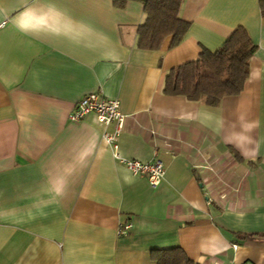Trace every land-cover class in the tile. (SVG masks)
Wrapping results in <instances>:
<instances>
[{"label": "crops", "instance_id": "obj_1", "mask_svg": "<svg viewBox=\"0 0 264 264\" xmlns=\"http://www.w3.org/2000/svg\"><path fill=\"white\" fill-rule=\"evenodd\" d=\"M260 0H182V41L137 47L142 1L0 0V264H155L180 247L196 264H264V13ZM243 27L255 45L242 92L217 106L163 93L167 73ZM115 124L69 121L90 93ZM130 224L125 235L118 229Z\"/></svg>", "mask_w": 264, "mask_h": 264}, {"label": "trees", "instance_id": "obj_2", "mask_svg": "<svg viewBox=\"0 0 264 264\" xmlns=\"http://www.w3.org/2000/svg\"><path fill=\"white\" fill-rule=\"evenodd\" d=\"M128 1L133 0H112L117 8ZM135 1H142L144 13L136 33L139 49L159 50L167 37L171 38V48L182 41L189 28V23L179 17L182 0ZM259 7L264 13V0H260ZM254 52L255 45L247 31L237 27L217 50L202 49L196 60L171 69L165 76L163 93L217 106L224 97L242 92ZM151 259L155 264H196L180 247L153 250Z\"/></svg>", "mask_w": 264, "mask_h": 264}, {"label": "built area", "instance_id": "obj_3", "mask_svg": "<svg viewBox=\"0 0 264 264\" xmlns=\"http://www.w3.org/2000/svg\"><path fill=\"white\" fill-rule=\"evenodd\" d=\"M94 115L96 121L101 125L115 124L113 134L105 133L104 140L113 150V157L123 164L134 176L146 178L148 184L155 188L163 180L165 171L163 163L159 159L150 162L122 159L117 152V139L123 129L124 115L120 112L117 100L106 99L100 93H90L80 99L75 109L69 115V121L80 122L86 116ZM131 228L125 224L118 229L119 235H125Z\"/></svg>", "mask_w": 264, "mask_h": 264}]
</instances>
